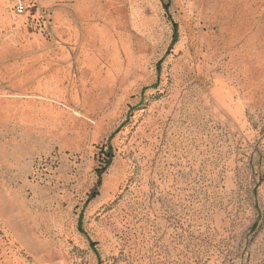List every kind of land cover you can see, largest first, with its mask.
<instances>
[{"label": "rangeland", "instance_id": "1", "mask_svg": "<svg viewBox=\"0 0 264 264\" xmlns=\"http://www.w3.org/2000/svg\"><path fill=\"white\" fill-rule=\"evenodd\" d=\"M129 15L119 92L72 94L23 177L0 147V264H264V0Z\"/></svg>", "mask_w": 264, "mask_h": 264}, {"label": "crops", "instance_id": "2", "mask_svg": "<svg viewBox=\"0 0 264 264\" xmlns=\"http://www.w3.org/2000/svg\"><path fill=\"white\" fill-rule=\"evenodd\" d=\"M149 1L0 0V147L15 174L23 177L21 165L50 151V130L41 135L40 126L71 107L72 94L119 92L120 78L129 77L125 47L134 41L116 32V14L134 32L129 8L141 12Z\"/></svg>", "mask_w": 264, "mask_h": 264}, {"label": "trees", "instance_id": "3", "mask_svg": "<svg viewBox=\"0 0 264 264\" xmlns=\"http://www.w3.org/2000/svg\"><path fill=\"white\" fill-rule=\"evenodd\" d=\"M164 9H165V11H166V14H167V7H166V5L164 6ZM167 16H168V14H167ZM168 19H169V16H168ZM170 20V19H169ZM172 41H171V43H174V41L176 40V36H177V28H176V25L174 24V23H172ZM156 70H157V72H158V70H159V65H157V67H156ZM111 153L110 152H108V155L106 156V158H105V165H104V167H103V169H101L100 171H99V174H98V176L100 177V175H101V173L104 171V169L106 168V166L108 165V163H109V161H110V159H111ZM99 185V181L97 182V186Z\"/></svg>", "mask_w": 264, "mask_h": 264}, {"label": "built area", "instance_id": "4", "mask_svg": "<svg viewBox=\"0 0 264 264\" xmlns=\"http://www.w3.org/2000/svg\"><path fill=\"white\" fill-rule=\"evenodd\" d=\"M18 11H19V12L22 11L21 5H19V7H18Z\"/></svg>", "mask_w": 264, "mask_h": 264}]
</instances>
